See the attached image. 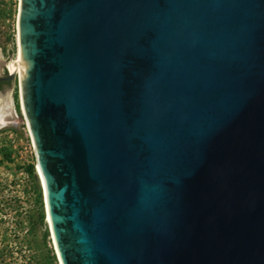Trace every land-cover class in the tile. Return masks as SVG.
Wrapping results in <instances>:
<instances>
[{
  "label": "water",
  "instance_id": "obj_1",
  "mask_svg": "<svg viewBox=\"0 0 264 264\" xmlns=\"http://www.w3.org/2000/svg\"><path fill=\"white\" fill-rule=\"evenodd\" d=\"M18 44L61 264H264V0H20Z\"/></svg>",
  "mask_w": 264,
  "mask_h": 264
},
{
  "label": "rangeland",
  "instance_id": "obj_2",
  "mask_svg": "<svg viewBox=\"0 0 264 264\" xmlns=\"http://www.w3.org/2000/svg\"><path fill=\"white\" fill-rule=\"evenodd\" d=\"M19 8L20 0H0V77L9 75V64L18 55ZM19 76L0 86L6 121L0 126V264H61Z\"/></svg>",
  "mask_w": 264,
  "mask_h": 264
},
{
  "label": "bare ground",
  "instance_id": "obj_3",
  "mask_svg": "<svg viewBox=\"0 0 264 264\" xmlns=\"http://www.w3.org/2000/svg\"><path fill=\"white\" fill-rule=\"evenodd\" d=\"M18 55H19V44H18ZM18 55H17L16 60L13 61L12 63H10L9 64V67H8L10 73L11 74H16V76H18V74L20 75V65H19ZM19 78L21 79V76H19ZM4 108H5V104H3V102H1L0 103V126L6 124V121H5V113L3 112ZM23 109H24V106H23ZM37 171H38V175L40 177V180H41V183H42V187H43V190H44L43 181H42V178H41L39 169H38V163H37ZM44 195H45V190H44ZM45 203H46L47 221H48V223L50 225L51 233H52V236H53V239H54V235H53V231H52V226H51V222H50V218H49V214H48V209H47L46 196H45ZM54 243H55V240H54ZM55 246H56V243H55ZM56 249H57V247H56Z\"/></svg>",
  "mask_w": 264,
  "mask_h": 264
},
{
  "label": "flooded vegetation",
  "instance_id": "obj_4",
  "mask_svg": "<svg viewBox=\"0 0 264 264\" xmlns=\"http://www.w3.org/2000/svg\"><path fill=\"white\" fill-rule=\"evenodd\" d=\"M2 82H5V81H0V86H2V84H1ZM5 83L7 84L8 82H5Z\"/></svg>",
  "mask_w": 264,
  "mask_h": 264
},
{
  "label": "trees",
  "instance_id": "obj_5",
  "mask_svg": "<svg viewBox=\"0 0 264 264\" xmlns=\"http://www.w3.org/2000/svg\"><path fill=\"white\" fill-rule=\"evenodd\" d=\"M8 83H9V82H8ZM8 83H7V84H8ZM1 84L3 85V84H6V83H5V82H2Z\"/></svg>",
  "mask_w": 264,
  "mask_h": 264
},
{
  "label": "built area",
  "instance_id": "obj_6",
  "mask_svg": "<svg viewBox=\"0 0 264 264\" xmlns=\"http://www.w3.org/2000/svg\"><path fill=\"white\" fill-rule=\"evenodd\" d=\"M9 74H11L10 71H9Z\"/></svg>",
  "mask_w": 264,
  "mask_h": 264
}]
</instances>
